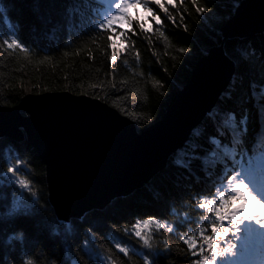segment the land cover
<instances>
[{
  "label": "trees",
  "instance_id": "1",
  "mask_svg": "<svg viewBox=\"0 0 264 264\" xmlns=\"http://www.w3.org/2000/svg\"><path fill=\"white\" fill-rule=\"evenodd\" d=\"M241 1L177 0L167 13L152 4L151 13L105 27L97 0H0V104L68 91L107 103L143 131L163 118L197 62L221 43ZM145 17L151 33L137 22ZM13 40L20 47L9 48ZM224 49L235 64L232 78L180 153L143 187L82 218L59 221L37 149L0 136V264H145V257L195 264L201 249L190 251L183 239L210 229L198 207L202 197H216L233 171L244 174L254 157L264 158V31L228 39ZM150 218L167 223L153 229L152 248L132 228Z\"/></svg>",
  "mask_w": 264,
  "mask_h": 264
},
{
  "label": "water",
  "instance_id": "2",
  "mask_svg": "<svg viewBox=\"0 0 264 264\" xmlns=\"http://www.w3.org/2000/svg\"><path fill=\"white\" fill-rule=\"evenodd\" d=\"M263 31L264 0H242L222 29L221 43L197 62L163 118L143 131L97 98L55 91L26 94L12 107L0 104V136L27 139L37 149L59 221L104 209L165 168L211 112L235 68L225 41Z\"/></svg>",
  "mask_w": 264,
  "mask_h": 264
},
{
  "label": "snow or ice",
  "instance_id": "3",
  "mask_svg": "<svg viewBox=\"0 0 264 264\" xmlns=\"http://www.w3.org/2000/svg\"><path fill=\"white\" fill-rule=\"evenodd\" d=\"M155 2L157 3V6L161 8L165 13L168 12L169 5L175 6L177 4V0H163V2H161V0H155ZM179 2L183 3V0H179ZM135 3L140 4L141 0H135ZM192 3L195 5L197 3V0H192ZM129 6L130 4L128 3V0H124V2L118 4L117 7L121 11V16H112L104 26L107 27L108 25L112 24L114 20L123 19V17L127 15V8ZM144 7L151 13V9L147 7V4H145ZM197 11L202 13L203 11H205V9H201L198 7ZM151 19L154 20L156 24H163V21L155 13L151 14ZM148 20L149 17H145L144 20L138 19L137 22L142 31L151 33L153 29L151 27H145ZM171 21L173 24H175L176 17L172 16ZM129 23H131V21H129ZM13 46L20 47V44L16 40H13L11 44H8V47L12 48ZM113 59H115V57H113ZM13 171L14 170L12 168H8L9 173H12ZM227 179L229 187L234 193V196H229L228 199L225 200L223 193H221L219 207H216V205L213 204L211 200H208L207 202L202 201L198 205L200 209H211L212 214L215 217L214 221L210 225L212 235H203V230H201L202 234L200 236V240L203 242V245L207 247L209 254H204L203 247L197 243L195 237L189 236L183 239V244L186 245L190 251H194L197 247H200L201 249L198 253L200 258L195 261V264H218L220 258L226 257L229 254L233 253V246L231 244H224L222 242L226 240V237L232 234V229L239 230L240 225L244 224L245 222H253L258 226L260 230H264V186L257 187L255 184V179L252 176L248 177L250 183H246L245 180L240 179L238 174H236L235 177L229 176ZM233 184L234 187L232 186ZM241 191L244 192L245 200L251 199L255 201V203L251 205L241 204L235 208H228L227 205L231 203L233 198L240 199L239 194ZM257 207L260 208L259 212L255 211ZM201 218L206 221L209 219L208 216H202ZM152 223H155L157 228L164 227V225H162L160 221L155 218L144 220L138 219L132 225L134 235L137 238L142 239L144 245L148 248H152V245L150 244L147 237L142 236L141 227L147 229L148 226ZM169 231L171 232L173 231V229L170 228ZM257 232L258 231L256 229H253L251 228V226H249V228L247 229V235L244 237V239L247 241V239L252 238V236ZM115 247L120 253L124 254L125 256L128 255L126 247L122 246L121 244H117L115 245ZM164 247L165 250H167L168 245L165 244ZM241 252H243V248L241 249ZM144 259L145 264H150V261L147 257H145Z\"/></svg>",
  "mask_w": 264,
  "mask_h": 264
},
{
  "label": "rangeland",
  "instance_id": "4",
  "mask_svg": "<svg viewBox=\"0 0 264 264\" xmlns=\"http://www.w3.org/2000/svg\"><path fill=\"white\" fill-rule=\"evenodd\" d=\"M118 2H119V0H116L115 4L118 3ZM254 35H256V34H254ZM229 81H230V79H229ZM227 83H229V82L227 81ZM180 151H181V147L178 148L176 151H174L172 153V155L179 154ZM232 186L234 187V184ZM228 187H229V184L227 186H225V188H228ZM229 189H231V188L229 187ZM219 193H217L216 197H213V198H210V199H208V198L202 199V201L203 202H207L208 200H211L213 202V204L216 205V207H219V200H220V195H221V193L220 194ZM223 195H224V199L227 200L228 197L225 196L224 193H223ZM229 195L234 196V193L232 192ZM239 195H240V199L233 198L231 203L229 205H227L228 208H235V207H237V206H239L241 204H248V205L254 204V203L250 202L249 200H245L244 199L242 191L240 192ZM203 211H204V215L203 216H208L209 217V215H211L213 217H209V218L212 219V220L215 219L214 215L212 214L211 209H207V210L203 209ZM160 223L162 225H164V228L167 226V223H162V222H160ZM249 226H251V228L256 229L258 231L256 234L253 235L254 237H257V234H259V232L261 230L253 222H245L243 224L244 228L241 229V230H237L238 233H236V234H234L235 232L232 229V234H230L229 238L226 237V240L224 242H222V243L231 244L233 246V253L229 254L226 257L220 258L219 261H218V264H249V261L247 259L253 252H254L253 258L255 257L256 262H258V258H259V254L258 253L260 252V246L261 245H258V243L255 242L254 240H252L251 238L247 239V241L244 239V237L247 235V229L249 228ZM186 227H188V226H186ZM154 228H157L155 223H152L151 225H149L147 229H144L143 227H141L142 236L147 237L149 239ZM262 233L263 232H261L259 234V237H261ZM201 234H202L201 230L197 229L196 232L193 235H191V236L196 238L198 244L203 245V242L200 240ZM203 235L211 236L212 235L211 230L209 232H207L206 234L203 233ZM232 239L234 240V242L232 241ZM142 243H143V240H142ZM243 244L246 245V247H247V251H245V252H241V249L243 248ZM236 245L241 247V249L239 250L240 253L238 255L239 258H237V253L235 251V246ZM204 249H205L204 254H209L206 246H204Z\"/></svg>",
  "mask_w": 264,
  "mask_h": 264
},
{
  "label": "bare ground",
  "instance_id": "5",
  "mask_svg": "<svg viewBox=\"0 0 264 264\" xmlns=\"http://www.w3.org/2000/svg\"><path fill=\"white\" fill-rule=\"evenodd\" d=\"M232 77H230V79H231ZM229 82V81H228ZM221 95L223 94V92L225 91V89H226V86H225V84H222L221 85ZM218 91H219V88H218ZM219 99V98H218ZM217 99V100H218ZM216 103H217V101H216ZM216 103H215V105H216ZM215 105H214V107H215ZM214 107H212V109H214ZM198 125H196L195 127H194V129L197 127ZM193 129V130H194ZM191 135L193 134V131L190 133ZM24 140V139H23ZM159 172V171H158ZM158 172H156V174L158 173ZM155 175V174H154ZM141 188V187H140ZM106 207V206H105ZM80 218H82V217H80Z\"/></svg>",
  "mask_w": 264,
  "mask_h": 264
}]
</instances>
